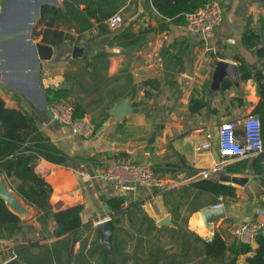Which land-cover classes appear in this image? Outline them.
<instances>
[{
    "label": "crops",
    "instance_id": "1",
    "mask_svg": "<svg viewBox=\"0 0 264 264\" xmlns=\"http://www.w3.org/2000/svg\"><path fill=\"white\" fill-rule=\"evenodd\" d=\"M136 2V6L126 3L129 10L121 9L122 21L131 20L134 10L143 11V1ZM224 5L221 23L206 34L172 25L169 31L150 34L142 46L133 49L110 45L113 33L99 35L97 25L79 39L71 30V42L60 44L50 60L41 61L45 73L41 82L43 87L67 90V100L92 122L90 136L74 135L68 126L50 118L47 103L42 105L41 100L0 83L6 106L27 112L54 144L74 157L70 165L44 159L36 162V172L51 187L52 212L82 205V226L77 232L54 236L55 222L49 219L43 224L37 209L17 195L28 215L20 216L9 208L23 221V228L10 237H0V264L11 258L17 264H229V247L240 242L235 229L254 220L264 229V209L255 204L248 184L234 185L235 195L224 197L225 217L218 219L212 230L204 225L201 211L215 204L218 197L187 188L201 178L203 170L218 165V159V170L238 160L220 157L217 126L222 120L242 119L259 100L254 81L239 79L236 56H242L252 71L259 66V59L244 47L241 35L248 19L253 28L264 22V0H224ZM155 19L144 12L138 24H155ZM173 41L180 48L171 49L175 57L167 53L164 59L161 51ZM75 46L83 48L80 56L72 55ZM221 60L236 66L237 84L225 76L222 83L229 80L230 85L222 90L221 83L219 91L210 93L215 66ZM148 78L159 84L145 94L142 82ZM197 93L205 97L206 106L190 112V96ZM122 105L126 110L118 118L113 112ZM237 134H242L240 127ZM202 143L209 146L195 154L194 147ZM194 157L196 162H192ZM117 159L151 167L169 165L175 170L160 175L166 186L163 189L98 176L100 167ZM257 166L264 169V160ZM246 170L264 189L251 166L232 175H243ZM5 179L12 190L20 183L14 177ZM114 197L123 198L117 214L106 202ZM112 215L118 218L114 232L119 230L113 232L112 250L108 251L97 224ZM215 233L225 243L218 257L207 253L206 242ZM250 246L254 248L255 242ZM252 253L239 255L236 264H249L247 258Z\"/></svg>",
    "mask_w": 264,
    "mask_h": 264
},
{
    "label": "trees",
    "instance_id": "2",
    "mask_svg": "<svg viewBox=\"0 0 264 264\" xmlns=\"http://www.w3.org/2000/svg\"><path fill=\"white\" fill-rule=\"evenodd\" d=\"M129 1V3H128ZM143 11L150 19H155V24L148 23L145 26L138 24L144 12L130 13L132 19L128 22L122 21L115 31L109 26V18L121 12V9L129 10L125 5H134L136 0H62L63 7L46 6L42 8L40 17L32 30V39L41 36L40 41L52 46H59L62 43H70L72 39L71 30L78 34V39L92 26L97 25L99 35L112 34L110 45H116L126 49H133L142 46L150 34L162 31H169L172 25L186 26V16L194 10L202 7L211 0H142ZM224 2V0H221ZM121 15V14H120ZM39 30H37V28ZM76 39V43H78ZM241 41L245 48L255 53L259 59V66L252 71L248 62L242 56H236L239 61L237 71L239 79L246 81L252 79L256 84L258 103L253 108V113L258 115L262 128V141L264 147V22L260 21L258 28H253L249 19L242 31ZM179 44L175 41L164 47L161 51L163 58L169 53L173 58L171 49H175ZM179 47V46H178ZM180 48V47H179ZM178 53L182 50L179 49ZM41 64V62H40ZM42 69V68H41ZM42 70H40L41 74ZM158 80L148 78L142 82L145 87V94L148 88L156 87ZM230 85L229 80H224L221 85L222 90ZM46 103L49 106L57 101L67 100V90L64 88L54 89L49 86L44 87ZM205 97L199 94H192L188 102L190 112H198L206 106ZM70 103V102H69ZM71 104V103H70ZM73 118H82L83 110L73 105ZM263 152V151H262ZM255 156L237 158L232 164H225L221 170L209 174L207 177L187 184V188H193L201 192H206L214 197H233L235 186L218 180L220 173L234 174L243 171L247 167L252 168L254 175L258 177L259 183L264 186V176L261 175L262 160L264 152ZM252 157V158H251ZM39 159H44L57 165H70L74 160L43 133L37 126L34 118L27 112L20 109L9 108L0 96V175L5 178L14 177L20 183L13 190L29 205L35 207L39 213L38 218L43 224L49 219L55 222L54 236L75 234L82 226L81 211L82 205H74L65 209L54 211L50 203V185L43 176L36 172L35 165ZM235 159V158H234ZM155 173L160 176L166 171H174L173 166L154 165ZM123 198L114 197L106 199V202L116 214L121 208ZM114 224L118 223V218L112 215ZM23 228V221L18 215L10 211L3 198L0 197V237H10ZM119 229L116 228L115 233ZM116 235L114 236V242ZM207 253L216 257L223 254L225 247L224 240L214 234L212 240L206 242ZM253 251L247 258L249 264H264V229L257 233L255 247L242 242H234L229 247L232 255L229 264H236L239 255Z\"/></svg>",
    "mask_w": 264,
    "mask_h": 264
},
{
    "label": "water",
    "instance_id": "3",
    "mask_svg": "<svg viewBox=\"0 0 264 264\" xmlns=\"http://www.w3.org/2000/svg\"><path fill=\"white\" fill-rule=\"evenodd\" d=\"M45 6L63 7L62 0H5L0 7V83L12 90L24 92L31 99L46 103L44 87L40 78L41 61L50 60L57 51V46L34 41L31 33L37 23L41 10ZM83 48L75 46L74 57L80 56ZM228 76L237 84L236 66L227 61H218L215 66L209 92L220 90L223 78ZM126 110L122 105L118 112H113L118 118ZM258 117V115H256ZM219 163V159H218ZM250 170L243 175L221 173L218 180L235 186L247 185L253 192L255 204L264 209V189L251 176ZM8 186L5 177L0 178V197L16 214L26 217L28 209L20 202L18 196ZM105 210L109 212L106 207ZM53 212L51 211L50 214ZM204 225L212 230L214 223L225 217L224 208L207 207L201 211ZM114 223L111 217L97 224L106 250H112ZM4 264H17L11 258Z\"/></svg>",
    "mask_w": 264,
    "mask_h": 264
},
{
    "label": "built area",
    "instance_id": "4",
    "mask_svg": "<svg viewBox=\"0 0 264 264\" xmlns=\"http://www.w3.org/2000/svg\"><path fill=\"white\" fill-rule=\"evenodd\" d=\"M224 11V2L211 0L186 16V28L192 33L206 34L221 23ZM108 22L112 27L118 26L121 22V15L119 13L114 14ZM48 109L50 118L55 122L68 126L74 135L81 137L92 135L93 124L90 119L88 117L73 118V106L69 102L65 100L57 101ZM238 127L242 130L241 135L237 134ZM208 146V143L196 145L194 147L195 154L199 155ZM217 146L218 153L224 161L255 156L261 153L263 151V141L260 119L251 112L240 120H222L217 126ZM192 162H196V157L192 159ZM220 165L219 162L218 165L203 170L200 177H207L209 174L216 173ZM98 176L102 179L117 180L124 183L137 182L155 189L166 187L164 181L150 165L124 159L107 162L99 168ZM223 205L224 197L219 196L218 201L211 207L222 208ZM261 229L262 224L254 220L239 225L234 234L240 242L252 245ZM209 237L206 236L207 239Z\"/></svg>",
    "mask_w": 264,
    "mask_h": 264
},
{
    "label": "rangeland",
    "instance_id": "5",
    "mask_svg": "<svg viewBox=\"0 0 264 264\" xmlns=\"http://www.w3.org/2000/svg\"><path fill=\"white\" fill-rule=\"evenodd\" d=\"M4 1H5V0H0V7H1V5L4 3ZM45 7H46V6H45ZM43 8H44V7H43ZM39 28H41V26H39V27L37 28V30H39ZM33 29H34V28H33ZM37 38H38V37H37ZM37 38H35V39H33V40H34V41H37V40H36ZM42 73H43V72H41V74H40V78L43 77V74H42Z\"/></svg>",
    "mask_w": 264,
    "mask_h": 264
}]
</instances>
